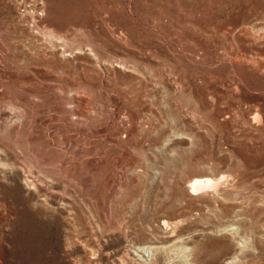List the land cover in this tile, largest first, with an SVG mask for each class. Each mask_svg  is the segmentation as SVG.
Here are the masks:
<instances>
[{"label": "rangeland", "instance_id": "obj_1", "mask_svg": "<svg viewBox=\"0 0 264 264\" xmlns=\"http://www.w3.org/2000/svg\"><path fill=\"white\" fill-rule=\"evenodd\" d=\"M0 264H264V0H0Z\"/></svg>", "mask_w": 264, "mask_h": 264}, {"label": "bare ground", "instance_id": "obj_2", "mask_svg": "<svg viewBox=\"0 0 264 264\" xmlns=\"http://www.w3.org/2000/svg\"><path fill=\"white\" fill-rule=\"evenodd\" d=\"M259 115V114H258ZM257 116V115H256ZM218 179H214L211 176H195L192 177L188 182V189L191 192L199 191V190H206L205 188L209 189L208 187L213 186L217 183ZM219 186V185H218ZM213 189V188H211ZM196 193V192H195ZM164 222V221H163ZM165 223V222H164Z\"/></svg>", "mask_w": 264, "mask_h": 264}]
</instances>
